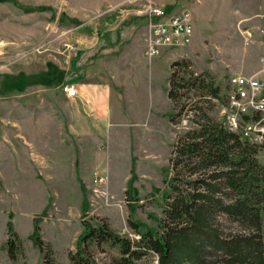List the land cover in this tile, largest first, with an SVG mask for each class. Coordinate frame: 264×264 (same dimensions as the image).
Returning a JSON list of instances; mask_svg holds the SVG:
<instances>
[{
  "label": "rangeland",
  "instance_id": "374dc122",
  "mask_svg": "<svg viewBox=\"0 0 264 264\" xmlns=\"http://www.w3.org/2000/svg\"><path fill=\"white\" fill-rule=\"evenodd\" d=\"M0 1L4 2L0 4V264H44L45 252L31 239L35 217L40 220L42 237L52 247V252L46 253L53 264H73L70 252H76L86 222L98 227L105 221L122 236L134 240L138 235L128 224L130 217L161 230L159 220L165 217L164 192L168 189L164 178L172 177L163 168L169 163L177 137L191 127V118L183 113L174 125L168 115H163L172 106L167 94L170 65L156 60L150 66L145 58L144 23L148 21L149 7L144 17L130 16L116 30L105 32L91 21L78 26L69 19L59 20L56 13L63 12L59 4L49 8L42 4L64 0ZM31 1L39 3L30 4ZM154 1H172L164 6L171 13L192 11V42L177 54L189 57L184 59L191 62V69L197 74L211 73L220 94L210 103L208 97L201 99L193 95L194 90L182 88L181 93H189L182 101L204 100L211 107L210 114L227 126L224 109L228 79L235 74L250 75L255 60L264 53L259 42L263 40L260 31L264 28V0ZM9 10H16V16ZM78 32L87 35L83 37ZM249 33L255 38L250 39ZM127 46L141 47L144 58L130 48L125 51ZM94 64L99 81L106 77L112 83L114 74L123 73L127 111L122 114L118 105L112 103L113 124L105 134L109 137L107 150L102 151L88 136L77 142V150L63 144L58 122L45 117V110L57 106L44 85L55 80L52 87L66 91L67 85L76 83V72L83 73ZM48 69L52 77L41 83L12 78ZM116 87L122 95L124 87ZM145 107L150 108L154 131L150 136L152 147L142 150L140 146L144 141L147 144L149 134L145 138L141 127H134L133 148L127 120L146 111ZM258 146L257 158L264 166V147L261 142ZM131 148L137 155L133 157L136 193L127 195L129 178L133 176L128 177L132 174ZM76 156L80 159L77 165ZM79 175L87 185L83 193ZM100 177L105 181L100 182ZM107 194L109 201L105 199ZM85 198L90 209L83 215ZM9 220L21 237L15 260L6 250ZM222 229L223 233H234L242 231V226L226 219ZM89 251L99 264H112L121 256L120 247L111 241L99 244L92 240ZM144 260L157 264V255L150 251Z\"/></svg>",
  "mask_w": 264,
  "mask_h": 264
},
{
  "label": "trees",
  "instance_id": "16d2710c",
  "mask_svg": "<svg viewBox=\"0 0 264 264\" xmlns=\"http://www.w3.org/2000/svg\"><path fill=\"white\" fill-rule=\"evenodd\" d=\"M191 66L185 59L171 64L168 97L173 107L168 117L176 125L183 113L189 114L191 127L177 137L169 163L163 168L172 177L164 178L168 189L164 192L165 217L159 220L161 230L130 217L128 224L138 235L134 240L105 221L98 227L86 222L76 252H70L73 264H99L89 251L92 240L99 244L111 241L120 247L121 256L112 264H152L144 260L150 251L156 253L157 264H264V166L257 158L259 146L243 140L213 117L204 100L182 101L189 95L181 93L182 88L194 90L193 95L201 99L208 97L210 103L220 94L211 73L197 74ZM22 76L12 78L41 83L51 75L44 71ZM132 175L127 195L136 193L134 168ZM81 188L85 192L82 181ZM89 209L85 198L83 215ZM226 219L238 222L242 231L223 233ZM8 233L6 250L15 260L21 237L12 220ZM31 239L45 252L44 264H53L46 253L52 252V247L42 237L38 217L34 218Z\"/></svg>",
  "mask_w": 264,
  "mask_h": 264
},
{
  "label": "crops",
  "instance_id": "0c3cea01",
  "mask_svg": "<svg viewBox=\"0 0 264 264\" xmlns=\"http://www.w3.org/2000/svg\"><path fill=\"white\" fill-rule=\"evenodd\" d=\"M172 1H154V0H64V1H44L42 4L44 7L49 8L48 6L56 7L58 4L61 6L63 12L56 13V16L59 20L61 19H69L74 22H77L78 26H85V23L93 22L98 30L104 29L105 32L114 31L120 26V24L130 16H140L144 17V13L147 12L148 7L150 4L156 5L158 7H164L165 5L169 4ZM4 2L0 1V4ZM7 3V2H5ZM39 3L36 1H31L30 4ZM142 7V8H141ZM165 8V7H164ZM10 14L14 13L16 16V10L12 11L9 10ZM264 11V9H262ZM173 12V11H172ZM30 13V12H27ZM12 17H10L11 19ZM146 19V18H145ZM12 21L16 19L12 18ZM130 20V19H129ZM147 21V20H146ZM11 22V21H10ZM117 24H113V23ZM144 33H145V42L148 36V24L144 23ZM81 36L85 37L87 35L84 32H78ZM259 41V40H258ZM261 46L264 48V40L259 41ZM185 46H174V47H163L160 54L148 58L145 56L144 51L136 47L127 46V49H131L134 53L139 54L144 58H147L150 66L155 64L156 60L158 62L163 63L166 62L170 65V72L168 75V88H169V76L171 73V64L175 60H181L184 58L189 57H181L179 56L178 50ZM145 48V47H144ZM124 51V50H123ZM122 51V52H123ZM263 51V50H262ZM264 56V53L259 55L255 60L253 66L250 68L252 71L249 74L254 73L256 70L259 69L261 65V57ZM98 64V63H97ZM96 65L94 67H89L85 72H76L74 78H78L76 83L74 84L79 91V95L76 97H70L67 95L66 91L63 88L54 89L51 83L52 81L48 82L44 86L47 89V93L50 96L54 97L55 104L57 109L50 108V110H45V117L50 120H54L59 124V130L61 131V137L63 144H70L73 147H77L78 143L81 142V138L83 137H92L94 141H96L101 150H107L109 147V137L106 136V130L109 126L113 124L112 120V103L118 105L119 109L122 111L121 113H126L125 111V102H126V83H125V76L119 73L114 74L113 82L108 83L107 78L100 74V77H103L104 80L99 81L96 79ZM48 67V66H47ZM153 69V67H152ZM49 71V69L47 70ZM125 73V71H123ZM60 73H64V71H60ZM65 74V73H64ZM126 74V73H125ZM102 75V76H101ZM116 86H123L124 92L121 95V92H118ZM54 89V91H52ZM168 94V91H167ZM169 98V97H168ZM54 100H52L54 102ZM170 100V98H169ZM171 101V100H170ZM85 105L86 108H85ZM172 105V101H171ZM149 106V104H148ZM147 106V107H148ZM146 111H142L140 115L136 116H129L127 123L130 127V134H131V146L134 148V136H133V129L134 127H141L140 131L144 134L146 138L147 134H149L148 138H146L147 144L144 142L140 146L142 150H147L152 147V140L151 133L154 131V126L152 123V117L150 113V108ZM171 106V110H172ZM170 110V111H171ZM93 111V114H92ZM169 112L164 113V116H167ZM168 117V116H167ZM169 119V117H168ZM170 122V120H169ZM171 123V122H170ZM118 124H121V121L118 120ZM138 136H142L138 132ZM28 141V140H27ZM29 142V141H28ZM79 150V148H76ZM132 149V148H131ZM137 156L132 149V169H136L135 167V160L133 161V157ZM138 159V158H137ZM80 163L79 156H76V165ZM139 163V161H138ZM138 167V165H137ZM139 168V167H138ZM131 169V170H132ZM136 171V170H135ZM79 173V172H78ZM96 170L94 174H96ZM132 175L131 173L128 177ZM81 181L86 184L85 180L79 175ZM130 179V178H129ZM81 181H80V188H81ZM87 188V185H85ZM82 190V188H81ZM83 193V191H82ZM106 201L108 200V194L105 198ZM109 201V200H108ZM83 203V202H82Z\"/></svg>",
  "mask_w": 264,
  "mask_h": 264
},
{
  "label": "built area",
  "instance_id": "2783aa9c",
  "mask_svg": "<svg viewBox=\"0 0 264 264\" xmlns=\"http://www.w3.org/2000/svg\"><path fill=\"white\" fill-rule=\"evenodd\" d=\"M147 22L149 32L145 54L150 58L158 55L164 46H186L192 42L195 24L190 9L171 13L150 4ZM260 32L264 40V28ZM249 36L251 39L256 35L249 33ZM65 90L70 97L79 95L75 85H67ZM224 113L230 130L239 127L242 139L253 144L261 142V147H264V56L259 69L253 74L230 76ZM99 180L105 181L103 177Z\"/></svg>",
  "mask_w": 264,
  "mask_h": 264
},
{
  "label": "bare ground",
  "instance_id": "6f19581e",
  "mask_svg": "<svg viewBox=\"0 0 264 264\" xmlns=\"http://www.w3.org/2000/svg\"><path fill=\"white\" fill-rule=\"evenodd\" d=\"M231 130L234 131V132H236V133H238L241 136V138H242V133L240 132L239 127H232ZM243 140H245V139H243ZM259 143L260 142H256L255 144H258L259 145Z\"/></svg>",
  "mask_w": 264,
  "mask_h": 264
}]
</instances>
